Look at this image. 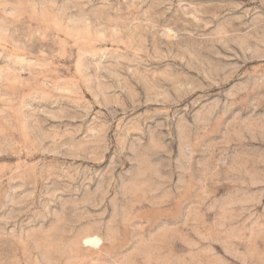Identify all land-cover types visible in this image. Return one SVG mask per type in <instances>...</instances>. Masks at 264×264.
<instances>
[{
    "label": "rangeland",
    "instance_id": "obj_1",
    "mask_svg": "<svg viewBox=\"0 0 264 264\" xmlns=\"http://www.w3.org/2000/svg\"><path fill=\"white\" fill-rule=\"evenodd\" d=\"M0 264H264V0H0Z\"/></svg>",
    "mask_w": 264,
    "mask_h": 264
}]
</instances>
